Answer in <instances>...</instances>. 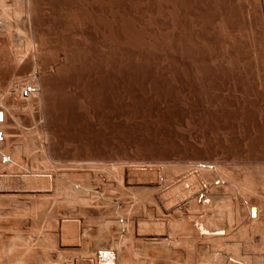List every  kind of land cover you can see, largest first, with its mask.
Here are the masks:
<instances>
[{
  "label": "rangeland",
  "instance_id": "374dc122",
  "mask_svg": "<svg viewBox=\"0 0 264 264\" xmlns=\"http://www.w3.org/2000/svg\"><path fill=\"white\" fill-rule=\"evenodd\" d=\"M31 1L34 8H31L32 15L29 16L30 27L37 43L42 47L39 46L40 53L37 54L41 57L36 56L35 59L28 50V54H25L23 35L16 42L15 37L10 38L11 43L15 42L16 46L22 42L20 48L18 46L20 51L14 48L15 45L12 48L23 51L17 64H9L11 70L12 66L17 67L19 63L18 72L10 73L7 77L0 75V174L15 178L23 173V169L35 168V171L47 172V175H43L48 176L52 170L50 173L56 171L68 183H88L95 194L88 198L91 201H87V205L77 204L83 209L74 205L75 199L71 200L72 205H65L64 201V208L60 207V211L55 212L61 214L59 216L46 212L42 220L37 221L36 213L31 212V215L35 214V219L30 215L28 223L21 224L18 231L5 225L6 217L2 218L0 215V231L3 230L0 233V244L17 245L30 235L33 237H30L29 242L35 245L39 241L35 239L39 237V229L44 233L45 237L41 238L47 243L43 242L47 247L46 251L50 250L48 255H51L48 257L44 250L43 258L52 257L53 264H112L117 260H111L113 258L110 259L109 253L106 257L105 251L111 254L112 250V253L118 250L119 253L123 247L131 260L135 258L133 262L129 259L131 264H175V258H172L175 257L172 252L174 248L171 249L170 244L163 248L165 244H155L148 239V234L153 233H144L145 239H142L139 234L138 237L135 236V230H132L136 228L138 220L141 224L145 223V226H152L156 223L155 219L168 220L170 217L175 218L176 212L179 213L175 208L165 215L164 212L155 210L153 202L149 203L154 191L148 186L153 184L155 174L159 172L162 182H168L184 172L187 175L197 169L195 174H203L199 179H203L202 182L206 184H216L221 180L220 192L225 191L223 194H227V197L224 195L225 205L221 203L224 214L231 211L230 214L234 215L236 212L246 223V208L258 204L261 215H264V163H259L264 162V0ZM14 21H0V34L3 35L6 30L18 32L17 27H12L11 22L14 24ZM5 37L7 34L0 37V50L10 44L9 37ZM0 62L3 61L0 59ZM1 63L0 66H3ZM25 84H33L39 89L35 98L28 100L29 102L23 101L22 105L17 92L10 93L8 85L12 87L11 90H18ZM120 174L126 178L120 180ZM246 174L249 177H246V181L250 182L248 184L241 181L246 179ZM259 184H262L261 187ZM244 185L246 186L243 187ZM246 191H249V195ZM232 196L233 199L237 198L234 203L235 199H230ZM201 198L202 195L199 196ZM236 202L237 206L233 205ZM8 203L9 201L6 203L8 206L4 204L0 208V213L10 211L12 206ZM68 206H75L74 210H70L72 207L68 209ZM3 207L4 211L1 210ZM193 207V213L194 209H203L199 205ZM198 211L195 214L198 215ZM61 212L66 217L73 212V217L70 215L65 218L69 222H74L71 220L74 218L79 223L77 229L80 234L78 233L77 241L82 242L81 244H73L69 237L63 243L56 239L55 223L64 218ZM190 215L191 212L188 216ZM63 218L62 220L67 221ZM197 219L194 218L193 222ZM108 220L119 223L106 224V230L102 224L109 223ZM127 222L133 227H128ZM146 222L152 224L146 225ZM41 225L43 229H40ZM66 228L68 231L73 230L71 227L68 229L69 226ZM115 230L121 233H116ZM128 231L133 232L129 235ZM131 235V239H135L132 240L133 243L129 240ZM239 235L238 238L243 236L242 233ZM7 238L12 242H7ZM42 239L40 242L44 241ZM146 239L154 243L151 245ZM233 240L232 237L214 240L210 247H214L216 253L222 252L220 255H224L223 252H231L230 242ZM148 243L151 246L154 244V248ZM101 245L106 246L99 247V253L93 255ZM111 245L113 247L110 248ZM159 245L163 246L160 248L165 252L159 249ZM2 247L0 245V249ZM5 247L1 249L4 254L7 251ZM132 248L138 249V253ZM190 248L187 246V250L183 251L190 255L187 253ZM154 249L162 254H158L159 251L156 253ZM191 250L194 251H191L192 254L201 255L200 264H208L209 261V264H221L219 258H207L209 251L199 253L193 247ZM117 252L114 253L118 256L120 253ZM2 254L0 264H15L10 258L7 259V253L6 257ZM130 254L134 256L131 258ZM86 255L88 256L85 258ZM96 255L106 257L108 261L104 262V258L99 257L101 262H98L97 257H94ZM229 255L228 257L232 256L231 253ZM118 257L120 260L122 256ZM122 261L118 264L125 262L123 257Z\"/></svg>",
  "mask_w": 264,
  "mask_h": 264
},
{
  "label": "bare ground",
  "instance_id": "6f19581e",
  "mask_svg": "<svg viewBox=\"0 0 264 264\" xmlns=\"http://www.w3.org/2000/svg\"><path fill=\"white\" fill-rule=\"evenodd\" d=\"M35 1V0H34ZM36 2V1H35ZM36 4V3H35ZM41 4V3H40ZM36 6V5H35ZM13 7V8H12ZM33 6H32V1L31 0H0V21H4V20H6V21H12L13 19L15 20L14 21V24H13V22H11L12 23V27L14 28V27H17V29H18V32L17 31H13V32H11V31H8V30H6V31H4V33H3V31L1 32V33H3V35H1L0 34V37L1 36H5L6 34H7V37H9V40H10V38L12 37V39L14 38V41L20 36V35H23V42H24V44H23V46H25L24 48L26 49V53H25V51H24V53L25 54H28V52H27V50L28 51H31V55H32V57H36V56H38L37 54L38 53H40L39 51H40V45L37 43V41H36V38H35V35H34V33L31 31V24H30V18H29V16H31L32 14V12H31V8H32ZM10 8H12V10L10 9ZM34 8V7H33ZM40 8V7H39ZM32 10H34V9H32ZM37 10V9H36ZM39 12V11H38ZM36 13V12H35ZM31 14V15H30ZM37 14V13H36ZM39 14V13H38ZM34 16V15H33ZM37 16V15H36ZM16 18H17V20H16ZM39 20V19H38ZM38 22V21H37ZM26 28H25V27ZM36 26V25H35ZM40 26V25H39ZM37 27V26H36ZM47 27V26H46ZM33 29H35V28H33ZM39 29V28H38ZM5 32H6V34H5ZM5 34V35H4ZM8 34H10L9 36H8ZM35 34H36V32H35ZM38 35V34H37ZM45 35V34H44ZM7 37H5L6 39H8ZM4 38V39H5ZM9 40H7V41H9ZM11 41L12 40H10L9 42H10V44H12V46L9 44L7 47H2V49L0 50V59L3 61L2 63H3V66L1 67L0 66V75L2 76V77H7V76H9V74L10 73H15V72H18V66H19V63H18V66L17 67H15V66H12L11 67V70H10V66H9V64L10 63H12V65H13V63H16L17 64V62H19V57H20V54H21V52L23 51L22 49V51L21 52H19L20 51V46L22 45V42L18 45L17 43V45L19 46V48H18V46H16L15 45V42L14 43H11ZM43 41V40H42ZM41 41V42H42ZM3 42V41H2ZM40 42V43H41ZM45 42V41H44ZM43 43V42H42ZM41 43V44H42ZM45 45H46V42L44 43ZM15 45V47L14 48H16V49H19V51H16V50H14L12 47ZM2 46V45H1ZM4 46H6L5 44H4ZM40 46V47H39ZM23 48V49H24ZM42 48V47H41ZM24 49V50H25ZM43 52V51H42ZM46 52V51H45ZM54 52V51H53ZM59 52V51H58ZM2 53V54H1ZM23 53V54H24ZM30 53V52H29ZM22 54V57H24V55ZM54 55V54H53ZM39 57V56H38ZM41 57V56H40ZM39 57V58H40ZM53 57H55V56H53ZM56 58V57H55ZM17 59H18V61H17ZM24 59V58H23ZM25 59H26V57H25ZM36 59V58H35ZM38 60V59H37ZM16 61V62H15ZM34 61V60H33ZM36 61V60H35ZM37 62V61H36ZM1 63V62H0ZM1 63V64H2ZM20 63H21V61H20ZM33 63V62H32ZM40 63H43V62H40ZM47 63V62H46ZM16 64H14V65H16ZM26 64V63H25ZM53 64H54V62H53ZM24 65V64H23ZM33 65V64H32ZM35 65V64H34ZM33 65V66H34ZM48 65H50V64H48ZM55 65V64H54ZM53 65V66H54ZM32 66V67H33ZM41 66V65H40ZM45 66H46V64H45ZM53 66H51V67H53ZM32 67L30 68V69H32ZM37 67H38V69L40 68L39 66H38V63H37ZM36 66H35V68H37ZM43 68H44V66H42ZM47 67V66H46ZM48 68V67H47ZM37 69V70H38ZM23 70V69H22ZM33 70V69H32ZM34 70H36V69H34ZM33 70V71H34ZM40 70V69H39ZM41 71H43V69H41ZM23 72V71H22ZM32 73V72H31ZM37 73V72H36ZM12 74V75H13ZM34 74V73H33ZM36 75V74H35ZM37 75H38V73H37ZM40 75V74H39ZM29 76H31V75H29ZM15 77V76H14ZM33 77V76H32ZM31 77V78H32ZM35 77V76H34ZM15 79V78H14ZM25 80V79H24ZM29 80V79H28ZM2 81V80H1ZM9 81V80H8ZM11 81V80H10ZM13 81V80H12ZM32 81V80H31ZM24 82V81H23ZM8 83V82H7ZM18 84V83H17ZM15 85V84H14ZM19 86V85H18ZM17 86V87H18ZM11 86L10 85H8V89H9V92L11 93V92H13V91H15L14 92V94L17 92L16 90H17V88L15 89V88H13V89H15V90H11ZM8 89H7V91H8ZM39 89V88H38ZM6 94H7V92H5ZM9 93V94H10ZM5 95V94H4ZM16 95H18V94H16ZM41 95V94H40ZM1 97V96H0ZM9 98H10V96H9ZM39 98V97H38ZM5 99H7V96L5 97ZM19 99V98H18ZM17 101V100H16ZM20 101V100H19ZM30 101V100H29ZM28 101V102H29ZM23 103V101H20L19 103L20 104H22ZM25 102V101H24ZM27 102V101H26ZM18 103V104H19ZM36 103V102H35ZM22 105H24V103L22 104ZM29 105V104H28ZM30 107V106H29ZM41 107V106H40ZM6 108V107H5ZM8 108V107H7ZM12 108V107H11ZM22 108V107H21ZM0 109H1V107H0ZM13 109V108H12ZM15 109V108H14ZM31 109V108H30ZM37 109H39V108H37ZM8 110V109H7ZM17 110V109H16ZM19 110V109H18ZM33 110V109H32ZM5 111V110H4ZM3 111V112H4ZM26 111H28V110H26ZM6 112V111H5ZM32 112V111H31ZM23 113V112H22ZM42 113V112H41ZM29 114V113H28ZM32 114V113H31ZM4 115V114H3ZM42 116V115H41ZM0 118H1V116H0ZM13 120H14V118H13ZM3 121H4V119H3ZM15 121V120H14ZM21 128V127H20ZM23 129V128H22ZM4 136V135H3ZM6 136V135H5ZM25 144V143H24ZM42 144V143H41ZM22 147V146H21ZM43 149V148H42ZM43 151V150H42ZM45 153V152H44ZM249 162V161H248ZM247 162V163H248ZM253 162V161H252ZM251 162V163H252ZM244 163V162H243ZM259 163H264V162H259ZM245 164V163H244ZM252 164H254V163H252ZM258 164V163H257ZM13 165V164H12ZM15 165V164H14ZM19 165V164H18ZM243 165V164H242ZM246 165V164H245ZM259 165V164H258ZM7 166V165H6ZM147 166V165H146ZM257 166V165H256ZM255 166V167H256ZM1 167V166H0ZM3 167V166H2ZM13 167V166H12ZM20 168H21V166H19ZM6 168V167H5ZM10 168V167H9ZM16 168V167H15ZM129 168V167H128ZM131 168V167H130ZM253 168V167H252ZM261 168V167H260ZM1 169V168H0ZM3 169H4V167H3ZM17 169H19L18 167H17ZM126 169V168H125ZM134 169V168H133ZM147 169V168H146ZM8 170V169H7ZM9 170H11V169H9ZM24 170V171H23ZM22 171H23V173L18 177H15V178H13L12 176H11V178L10 177H8V176H6V175H2V174H0V208L2 207V206H8L6 203L9 201V203L8 204H10L11 203V206L12 207H10L11 209H10V211L9 212H2V211H4L3 209H4V207L1 209L2 211V213H0V215H2L3 217L2 218H4V217H6V218H4L6 221L7 220H9L8 222H6L5 220H3V221H5L4 222V224L5 225H10L11 226V228L13 227V228H16V230L17 229H19V227H21V224H26V223H28V221L30 220L29 219V217H30V215H31V212L33 213V212H35L36 213V216H37V221L38 220H42V218H43V214L44 213H46V212H50L51 214H55V216L56 215H58V214H56L57 213V210L58 211H60V207L62 208H64V206H62V204L64 205V201L66 202L65 203V205H72L73 204V199H75V202L76 203H74V205L76 204H88V202H90L91 200H89L88 201V198L90 199L91 197L90 196H93L95 193H94V190H93V188L92 187H90V185H88V183H86V185L85 184H81V185H75V184H73V183H68V181L66 182L65 180L66 179H64V177H62V176H60L56 171L55 172H51L50 173V171H52V170H50L49 171V174H48V176H45V175H43V174H46L47 172H39V170L38 171H35V168H34V170L33 169H23ZM137 170V169H136ZM153 170V169H152ZM248 170V169H247ZM260 170V169H259ZM3 171V170H2ZM4 171H5V169H4ZM12 171V170H11ZM18 171V170H17ZM16 171V172H17ZM20 171V170H19ZM45 171V170H44ZM166 171V170H165ZM188 171H190V170H188ZM187 171V172H188ZM196 171H198L197 169H196ZM195 171V172H196ZM251 171V170H250ZM195 172L193 171V172H188L187 173V175L185 174L186 172H184L182 175H180V176H177V177H174V178H172V179H170L168 182H162V180H161V173L159 172V173H156L155 174V181L153 182V184H151L150 186H148V187H150V188H152L151 189V191H154L153 193H151V196H152V194H154V196H152L151 197V199H152V201H150L149 203H151V202H153V205H155V210L156 211H158V212H164V214L166 213L167 215L169 214V212H171L173 209H175V208H177V210L179 211V213L178 212H176L175 213V215L174 216H176L175 218H172V217H170V219H168V220H165V219H155L156 220V223L154 222V221H152V222H154L155 224H152V222H150L149 224H152V226L151 225H149L147 222V224L146 225H149V226H145L144 224L145 223H143L144 221H142V223L143 224H141V222H140V220H138V222H136V228H132V230L134 229L135 230V236H137L138 234L140 235V236H144V233H145V235H146V232H150V233H153V235L151 234H148L149 236V240H153L154 242H155V244L156 243H160L161 245H163V244H170V248L171 247H173L174 248V251H172L171 249H173V248H169L168 247V249L170 250V251H172L173 252V256H175V257H172V258H175V261H174V263L175 264H200V261H199V259H200V256H198V255H194V254H192V252H194V251H192L191 249H192V247H193V249H196L197 251H200L199 253H201V252H203V251H206V252H208L209 251V253H207L208 255H207V258L210 260V259H217L218 260V258H219V261H220V263L221 264H264V215L262 216L261 215V208L258 206V204H257V206H256V204L255 205H249L246 209H247V213L244 211V210H246L245 209V207L243 208L244 210H243V212H245V214H246V223H244L245 222V220H243L242 221V216L240 217L239 215H238V213H236L235 212V214L234 215H232V214H230V212H229V214H227V213H223V210L222 209H224V207H222V204L223 205H225V203H223L224 202V199H225V196L224 195H226V197H227V194H223V193H221L220 192V187H221V180H220V182L219 181H217V185L215 184V182H213V180H212V182L213 183H210V184H206L204 181L202 182V180L203 179H199V177L201 176V175H203V174H201V175H197V174H195ZM254 172V171H253ZM259 172V171H258ZM116 173V172H115ZM121 173V172H120ZM197 173V172H196ZM6 174V173H5ZM123 175H124V173H122ZM122 174H120L121 176H119V177H122V178H120V180H122V179H124L123 177H125V176H123ZM185 174V175H184ZM223 174V173H222ZM227 174H228V172H227ZM227 174H225V175H227ZM7 175H9V174H7ZM47 175V174H46ZM255 175V174H254ZM260 175H262V174H260ZM14 176V175H13ZM85 176V175H84ZM235 176V175H234ZM242 176V175H241ZM245 176V178L248 176L247 174L246 175H244ZM256 176V175H255ZM264 176V175H263ZM8 177V178H7ZM222 177V176H221ZM225 177V176H224ZM233 177V176H232ZM239 177V176H238ZM237 177V178H238ZM254 177V176H253ZM99 178V177H98ZM110 178H111V176H110ZM126 178V177H125ZM163 178V177H162ZM170 178V177H169ZM168 178V179H169ZM204 178V177H203ZM223 178V177H222ZM229 178H231V175L229 176ZM235 179H236V177H234ZM243 178V177H242ZM247 178H249V177H247ZM247 178L246 179H244V180H242L241 179V181H243L244 183L245 182H247V184H248V182H249V180L248 181H246L247 180ZM257 178V177H256ZM262 178H264V177H262ZM221 179V178H220ZM225 179V178H224ZM233 179V178H232ZM231 179V180H232ZM235 179H234V181H235ZM67 180H70V179H67ZM79 180V179H78ZM77 180V181H78ZM112 181H113V179H111ZM110 180V181H111ZM119 180V179H118ZM120 180H119V183H121L120 182ZM132 180V179H131ZM210 180V181H211ZM237 180V179H236ZM255 180V179H254ZM258 180V179H257ZM83 181V180H82ZM85 181H87L86 179H85ZM108 181H109V177H108ZM123 181H125V180H123ZM122 181V182H123ZM164 181V180H163ZM166 181V180H165ZM210 181H208V182H210ZM223 181V180H222ZM238 181L240 182V180L238 179ZM251 181V180H250ZM256 181V180H255ZM80 182V181H79ZM89 182V181H88ZM225 182V181H224ZM233 182V181H232ZM75 183V182H74ZM85 183V182H84ZM235 183H236V181H235ZM242 183V182H241ZM244 183H242V184H244ZM250 183V182H249ZM251 183H252V181H251ZM89 184H91V183H89ZM111 184V182L109 183V185ZM234 184V183H233ZM238 184V183H237ZM240 184V183H239ZM246 184V183H245ZM257 184H258V182H257ZM136 185V184H135ZM148 185V184H147ZM226 185V184H225ZM253 185V184H252ZM251 185V186H252ZM260 185V184H259ZM262 185V184H261ZM261 185H260V187H261ZM112 186V185H111ZM121 186V185H120ZM223 186V185H222ZM227 186V185H226ZM234 186H236V185H234ZM246 185H244L243 187H245ZM254 186H255V182H254ZM225 187V186H224ZM247 187H250V185H247ZM246 187V188H247ZM139 188V187H138ZM144 188H145V186H144ZM237 188V187H236ZM251 188V187H250ZM250 188H249V190H250ZM258 188V187H257ZM256 188V189H257ZM264 188V187H263ZM262 188V189H263ZM234 189V188H233ZM232 189V190H233ZM240 189V188H239ZM245 189V188H244ZM254 189V188H253ZM255 189V190H256ZM261 189V188H260ZM261 189V190H262ZM109 190V189H108ZM145 190H146V188H145ZM230 190V189H229ZM252 190V189H251ZM254 190V191H255ZM97 191V190H96ZM228 191V190H227ZM235 191H238L237 189L235 190ZM244 190H242V192H243ZM125 192V191H124ZM147 192V191H146ZM229 192H231V191H229ZM228 192V193H229ZM245 192V191H244ZM247 192V191H246ZM249 192V191H248ZM247 192V193H248ZM251 192H253V191H251ZM143 193V192H142ZM227 193V192H226ZM233 193V192H232ZM232 193H229V194H232ZM96 194H98V193H96ZM126 194V193H125ZM141 194V193H140ZM233 194H235V193H233ZM232 194V195H233ZM244 194V193H243ZM242 194V195H243ZM246 194V193H245ZM255 194V193H254ZM144 195V194H143ZM202 195V198L201 199H199V196H201ZM239 195H240V193H239ZM247 195H249V193L247 194ZM253 195V194H252ZM251 195V196H252ZM258 194L256 193V196H257ZM237 197H239L238 195H236ZM254 196V195H253ZM233 197L234 196H232V197H230V199H232V200H234L233 199ZM93 198V197H92ZM97 198V197H96ZM257 198V197H256ZM133 199V198H132ZM142 199V198H141ZM237 199V198H236ZM236 199L233 201V203L236 201ZM241 199V198H240ZM71 200H73L72 202H71ZM150 200V199H149ZM228 200V199H227ZM260 200V199H259ZM88 201V202H87ZM240 201H242V200H240ZM247 201V200H246ZM253 201V200H252ZM13 202V203H12ZM93 202V201H92ZM231 202V201H230ZM248 202V201H247ZM255 202V201H254ZM253 202V203H254ZM259 202V201H258ZM68 203V204H67ZM70 203V204H69ZM112 203V202H111ZM148 203V205L149 206H151V207H154L153 205H151V204H149ZM222 203V204H221ZM229 203V202H228ZM239 203V202H238ZM242 203H243V201H242ZM259 203H261V202H259ZM262 203H264V202H262ZM5 204V205H4ZM86 204V205H87ZM91 204V203H90ZM113 205H116L115 203H112ZM203 205V206H201V205ZM220 204H221V207H220ZM197 205H199V207L201 206V207H203V209L201 208V210L203 211V214H201V212L202 211H198V209H194V213L192 212L193 211V206H197ZM228 205V204H227ZM233 205H236L237 206V202H236V204H233ZM245 205H247V204H245ZM260 205V204H259ZM262 205H264V204H262ZM85 206V205H84ZM89 206V205H88ZM88 206L87 207H85V208H88ZM99 206V205H98ZM148 206V207H149ZM70 207H75V206H70ZM70 207L68 206V209H70ZM77 207H80L81 208V206L79 205H77ZM115 207V206H114ZM120 207V206H119ZM150 207V208H151ZM193 207V208H192ZM199 207H196V208H199ZM229 207V206H228ZM230 207H232V206H230ZM234 207V206H233ZM264 207V206H263ZM9 208V207H8ZM62 208V209H63ZM70 209V210H74V208L73 209ZM79 208V209H80ZM93 208V207H92ZM98 208V207H97ZM149 208V209H150ZM222 208V209H221ZM235 208V207H234ZM234 208H233V210H234ZM242 208V207H241ZM240 208V209H241ZM252 208H254V215H251V209ZM61 209V210H62ZM81 209H83V208H81ZM115 209H116V207H115ZM154 209V208H153ZM226 209V208H225ZM235 209H237V208H235ZM239 209V208H238ZM264 209V208H263ZM78 210V209H77ZM86 210V209H85ZM98 210V209H97ZM148 210V209H147ZM152 210V209H151ZM228 210V209H227ZM230 210V209H229ZM119 211V210H118ZM117 211V212H118ZM189 211V212H188ZM195 211L197 212L198 211V215H200L199 217H198V215L197 214H195ZM263 211V210H262ZM56 212V213H55ZM65 212V211H64ZM74 212V211H73ZM73 212L70 214L69 212H67V214L69 213L70 215H71V217H73L72 216V214H73ZM83 212H84V210H83ZM86 212V211H85ZM131 212V211H130ZM145 212H148V211H145ZM158 212H156V213H158ZM188 212V213H187ZM190 212H191V215L190 216H188V214H190ZM199 212H200V214H199ZM232 212H234V211H232ZM59 213V212H58ZM61 213H63V212H61ZM111 213V212H110ZM152 213H154L153 211L151 212V214ZM156 213H155V216H156ZM179 215H178V214ZM187 213V214H186ZM47 214V213H46ZM50 214V215H51ZM65 213H63L62 215H64ZM74 214H76V213H74ZM79 214V213H78ZM101 214V213H100ZM143 214H144V212H143ZM165 214V215H166ZM33 215V216H32ZM31 216L32 217H34V219H35V214H32ZM59 215H61V214H59ZM58 215V216H59ZM66 215V214H65ZM64 215V218L66 217ZM70 215H68V216H70ZM110 215V214H109ZM149 215V214H148ZM147 215V216H148ZM153 215V214H152ZM197 215V217H195ZM57 216V217H58ZM68 216L66 217V218H68ZM106 216V215H105ZM108 216V215H107ZM118 216V215H117ZM146 216V217H147ZM162 216V215H161ZM160 216V217H161ZM45 217H47V215L45 216ZM98 217V216H97ZM143 217V216H142ZM166 217V216H165ZM9 218V219H8ZM63 218V217H62ZM62 218H61V221H57V220H55V221H57L55 224V232H56V236H57V238L56 239H59V241L61 242V243H63V240L65 239V238H68L69 237V241H73L72 243L73 244H75V242H78L77 240H79L78 239V235L80 234L79 232H78V222H75V220L76 219H71L70 217V219L71 220H74V222H69L66 218V220L67 221H64V220H62ZM63 218V219H64ZM113 218V217H112ZM117 218V217H116ZM148 218V217H147ZM194 218L196 219V218H198L196 221H194L193 222V220H194ZM29 219V220H28ZM33 219V220H34ZM57 219V218H56ZM90 219V218H89ZM94 219V218H93ZM101 219H102V217H101ZM120 219V218H119ZM118 219V220H119ZM153 219V218H152ZM244 219V218H243ZM0 220H2L1 218H0ZM22 220H23V222H22ZM31 220H32V218H31ZM136 220V219H135ZM51 221H52V219H51ZM77 221V220H76ZM92 221V220H91ZM94 221V220H93ZM109 221V220H108ZM117 221V220H116ZM1 222V221H0ZM22 222V223H21ZM125 222V221H124ZM131 222V221H130ZM48 223H50V220H49V222ZM78 223V224H77ZM91 223V222H90ZM94 223V222H93ZM110 223L113 225V224H117V223H119V222H110L109 221V223H106V222H104V224H102V227L103 228H105L106 230H108L107 229V225L109 224L110 225ZM132 224H133V222H131ZM3 224V223H2ZM33 224V223H32ZM107 224V225H106ZM124 224V223H123ZM43 225H45V224H43ZM50 225V224H49ZM93 225V224H92ZM95 225V224H94ZM100 225V224H99ZM118 225V224H117ZM127 225H129L128 227H130L131 226V224H129V222H127ZM135 225V224H134ZM1 226V225H0ZM26 226V225H25ZM51 226V225H50ZM69 226V228L68 229H70V227L73 229L72 231L71 230H67V228L66 227H68ZM96 226H98V225H96ZM115 226V225H114ZM2 227V226H1ZM0 227V228H1ZM35 227V226H34ZM33 227V228H34ZM49 227V226H48ZM111 227H113V226H111ZM110 227V228H111ZM117 227H119V226H117ZM127 227V228H128ZM131 227H133V225L131 226ZM130 227V228H131ZM147 227V228H146ZM23 228V227H22ZM40 228V227H39ZM50 228V227H49ZM100 228V227H99ZM120 228H122L121 226H120ZM120 228H117V230L118 229H120ZM36 229V228H35ZM40 229H43L42 228V225H41V228ZM48 229V228H47ZM54 229V228H53ZM104 229V230H105ZM2 230V229H1ZM9 230V229H8ZM7 230V231H8ZM34 230V229H33ZM45 230V229H44ZM43 230V231H44ZM79 230H80V228H79ZM103 230V229H102ZM128 230V229H127ZM11 231V230H10ZM15 231V230H14ZM18 231V230H17ZM42 231V230H41ZM41 231H39V229H38V233H37V235L40 237H37V238H35L36 240H39L38 242H36V244L37 243H40V244H37L38 246H36V248L34 247L35 245L33 244H31V242H29V241H31L30 240V235H27L28 236V238L26 239H23L22 240V238H20V237H18V239H20V240H22V242H18L17 243V245H11V246H9V245H7V246H9V247H7L6 245V247L3 245V244H0L1 245V247L3 246V247H5L4 249L6 250V248H7V251H6V253L8 254V257H7V259L8 258H10L11 259V261H12V263H15V264H43V263H45V264H51L52 263V257H51V259L49 258V259H47V258H43V256H44V250H45V254H49L50 252H48V251H50V250H48V251H46L47 250V247H45L44 246V244L46 243L45 242V240H44V238L42 239L41 237H45L43 234H42V232ZM51 231V230H50ZM82 231V230H81ZM100 231V230H99ZM1 232H3V230L2 231H0V233ZM45 232V231H44ZM47 232V231H46ZM84 232V231H83ZM91 232V231H90ZM102 233H103V231H101ZM108 232V231H107ZM114 232H120V231H114ZM130 231H128L127 233H129ZM133 232V231H132ZM132 232H130L129 233V235L132 233ZM205 232H207L208 234L206 235V233ZM4 233H5V231H4ZM8 233V232H7ZM79 233V234H78ZM82 233V232H81ZM100 233V232H99ZM115 233V234H116ZM121 233V232H120ZM241 233H242V237L240 236L241 235ZM3 234V233H2ZM14 234V233H13ZM24 234V233H23ZM48 234V233H47ZM87 234V233H86ZM101 234V233H100ZM104 234V233H103ZM113 234V233H112ZM126 234V233H125ZM240 234V235H239ZM18 235H20V233L18 234ZM26 235V234H25ZM41 235H43V236H41ZM45 235H46V233H45ZM82 235L84 236V233H82ZM81 235V236H82ZM90 235V234H89ZM110 235V234H109ZM138 235V236H139ZM238 235L240 236L239 238H242V239H239L238 238ZM47 236V235H46ZM52 236H54V235H52ZM101 236V235H100ZM112 236V235H111ZM116 236V235H115ZM127 236V235H126ZM125 236V237H126ZM134 236V237H135ZM137 236V237H138ZM24 237H26V236H24ZM33 237V236H32ZM32 237H31V239H32ZM49 237V236H48ZM96 237V236H95ZM106 237H109V236H106ZM123 237V236H122ZM125 237H123V238H125ZM133 237V235H131L130 237H129V240L131 239ZM234 238V240L232 241V242H230L231 244H230V246H231V248L230 249H232L231 250V254H232V256L231 257H228V255L230 254L229 252L228 253H226V252H223L224 253V255L222 254V255H220L221 253H216V251L214 250V247L212 248V246L210 247V243L211 242H213L214 240H216V241H218V240H224L225 238L227 239V238ZM5 238V237H4ZM11 238V237H10ZM39 238V239H38ZM83 238V237H82ZM84 238H86V237H84ZM88 238H89V236H88ZM113 238V237H112ZM117 238H119L120 239V237H117ZM141 238V237H140ZM157 241H155L154 239ZM6 239V238H5ZM13 239V238H12ZM44 240V241H41L40 242V240ZM55 239V236H54V240H56ZM72 239V240H71ZM81 239V238H80ZM111 239V238H110ZM118 239V240H119ZM125 239H127V238H125ZM138 239V238H137ZM142 239H145V237H143ZM148 239H146L148 242H149V240ZM82 240V239H81ZM92 240V239H91ZM105 240V239H104ZM113 240V239H112ZM115 240V239H114ZM117 240V241H118ZM122 240V239H121ZM132 240H135L134 238L133 239H131V243H133V241ZM1 241V240H0ZM10 241V243L12 242L11 240H9ZM8 241V238H7V242H9ZM19 241V240H18ZM53 241V240H52ZM65 241H67V239L65 240ZM64 241V242H65ZM89 241V240H88ZM97 241V240H96ZM152 241V242H153ZM43 242H45V243H43ZM48 242H50V241H48ZM80 242V241H79ZM78 242V244H81L82 242H80L79 243ZM86 242V241H85ZM90 242V241H89ZM106 242V241H105ZM109 242V241H108ZM116 242V241H115ZM115 242H114V244H115ZM130 242V241H129ZM128 242V243H129ZM140 242V241H139ZM143 242V241H142ZM151 242V241H150ZM149 242V243H150ZM152 242L150 243L151 245H152ZM153 242V243H154ZM228 242V241H227ZM6 243V242H5ZM9 243V244H10ZM16 243V242H15ZM34 243V242H33ZM57 244H58V242H56ZM66 243V242H65ZM71 243V244H72ZM103 243V242H102ZM148 243V244H149ZM220 243V242H219ZM229 243V242H228ZM8 244V243H7ZM47 244V243H46ZM49 244V243H48ZM53 244V243H52ZM77 244V243H76ZM77 244V245H78ZM86 244V243H85ZM88 244V243H87ZM86 244V245H87ZM107 244V243H106ZM110 244H112V241L110 240ZM113 244V245H114ZM134 244H136V243H134ZM146 244H147V242H146ZM145 244V245H146ZM149 244V245H150ZM212 244V243H211ZM224 244H226V243H224ZM51 245V244H50ZM54 245H56L55 244V242H54ZM54 245H52V246H54ZM60 245V244H59ZM68 245V244H67ZM66 245V246H67ZM77 245H75V246H77ZM90 245V244H89ZM104 245V244H103ZM103 245H101V246H98V248H96V251H95V253H93V255L94 254H96V252L97 253H99L98 251V249H100L99 247H102ZM120 245V244H119ZM130 245V244H129ZM150 245V246H151ZM163 245V246H160L159 245V249L161 250V251H163V252H165L162 248H160V247H163V248H165V247H167L168 245ZM172 245V246H171ZM216 245V244H215ZM214 245V246H215ZM221 245V244H220ZM229 245V244H228ZM47 246V245H46ZM58 246V245H57ZM57 246H55V247H57ZM73 246V245H72ZM106 246V245H105ZM105 246H103V247H105ZM108 246H109V244H108ZM117 246V245H116ZM115 246V249L117 250V247ZM121 247H122V245H120ZM147 246V245H146ZM175 246V247H174ZM187 246H189V247H191L190 248V251H188L187 253H190V255H188V254H186V251H183V250H187ZM229 246V247H230ZM2 247V248H3ZM51 246H49L48 248H50ZM55 247H53V248H55ZM64 247V246H63ZM88 247V246H87ZM87 247H85V248H87ZM93 247V246H92ZM102 247V248H103ZM111 247H113L112 245L110 246V248ZM126 247V246H125ZM148 247V246H147ZM154 248V244H153V246H151V248ZM156 247H158V244L156 245ZM221 247V246H220ZM223 247H225V245H223ZM1 248V249H2ZM124 248V247H123ZM123 248H121L120 249V247L118 248V249H120L119 250V253L117 252V251H114V252H117L119 255H121L123 258H124V260H125V262L124 263H126V264H131V261L133 260L134 261V259H130V257L126 254V250H123ZM131 248V247H130ZM138 248V247H137ZM186 248V249H185ZM226 248V247H225ZM224 248V249H225ZM0 249V250H1ZM51 249V251H52V248H50ZM62 249V248H61ZM78 249V248H77ZM105 249H107V247L105 248ZM125 249H128L129 250V248H125ZM132 249H134V248H132ZM131 249V250H132ZM141 249V248H140ZM156 249V248H155ZM155 249H154V251H155ZM217 250H218V246H217V248H216ZM224 249H222V250H224ZM57 250V249H56ZM82 251L84 250L83 248L81 249ZM86 250H88V249H86ZM98 250V251H97ZM102 250V249H101ZM112 250V249H111ZM136 250H138V249H134V252L137 254L138 253V251L136 252ZM158 250V249H157ZM221 250V249H220ZM226 250V249H225ZM61 251V250H60ZM68 251V250H67ZM82 251H80V252H82ZM113 251V250H112ZM112 251H111V254H110V252L109 251H107V253H106V251H105V256H106V254L108 255V253H109V257H110V259L111 258H113V259H111V260H117V261H114V263H112V264H118V262L120 263V261H122V257H121V259L119 260V255L117 256V254L116 253H112ZM141 251V250H140ZM147 251V250H146ZM159 251V250H158ZM157 251V252H158ZM168 250H166V252H167ZM170 251H168V253L170 252ZM192 251V252H191ZM228 251H230L229 249H228ZM2 250L0 251V254H2ZM47 252V253H46ZM54 252H55V250H54ZM87 252V251H86ZM156 252V251H155ZM154 252V253H155ZM156 252V253H157ZM206 252H204V254L206 253ZM6 253L4 254V252H3V254H2V256H5L6 255ZM11 253V254H10ZM57 253V252H56ZM55 253V254H56ZM62 253H65V252H62ZM70 253V252H69ZM68 253V254H69ZM74 253V252H73ZM72 252H71V254H73ZM77 253V252H76ZM130 253V252H129ZM131 253H132V251H131ZM143 253H144V251H143ZM168 253H165V254H168ZM226 253V254H225ZM9 254H10V256H9ZM55 254H53V255H55ZM58 254V253H57ZM56 254V255H57ZM61 254V253H60ZM104 254H103V256H104ZM112 254L114 255V256H112ZM133 254V253H132ZM132 254H130L131 255V258L134 256V255H132ZM158 254H162V252L160 253V251L158 252ZM228 254V255H227ZM74 255V254H73ZM72 255V256H73ZM81 255V254H80ZM85 255V254H84ZM89 255V254H88ZM88 255H86L85 256V258L88 256ZM100 255H101V251H100ZM100 255H96V256H94L97 260H98V258L99 257H101ZM111 255V256H110ZM150 255H151V253H150ZM172 255V254H171ZM225 255H227V256H225ZM46 256V255H45ZM51 255H48V257H50ZM60 256V255H59ZM91 256H92V254H91ZM117 256V257H116ZM159 256V255H158ZM204 256V255H203ZM230 256V255H229ZM6 257V256H5ZM47 257V256H46ZM74 257H76V256H74ZM107 257V256H106ZM104 258V257H101V259L102 258H104V262H105V260H107V258ZM140 257V256H139ZM160 257V256H159ZM0 258H3V257H1V255H0ZM81 258V257H80ZM83 258V257H82ZM92 258V257H91ZM114 258H116V259H114ZM118 258V259H117ZM138 258V257H137ZM146 257H144V259H145ZM158 257H155V259H157ZM170 258V257H169ZM168 258V259H169ZM176 258H178V260L176 259ZM4 259H6V258H4ZM56 259V258H55ZM54 259V260H55ZM61 259V258H60ZM72 259V258H71ZM93 259V258H92ZM109 259V258H108ZM129 259L131 260V261H129ZM167 259V258H166ZM95 260V259H94ZM119 260V261H118ZM147 260H149V259H147ZM158 260H159V258H158ZM177 260V261H176ZM10 261V262H11ZM56 261V260H55ZM58 261V260H57ZM61 261V260H60ZM72 261V260H71ZM77 261V260H76ZM108 261V260H107ZM110 261V260H109ZM132 261V262H133ZM151 261V260H150ZM155 261V260H154ZM165 261V260H164ZM171 261H173V259H171ZM171 261H170V263H171ZM1 262L3 263V261L1 260ZM89 262V261H88ZM98 262H101V260L99 259L98 260ZM123 262V261H122ZM157 262V261H156ZM160 262V261H159ZM208 262V261H207ZM211 261H209L208 262V264L210 263ZM216 263H217V261H215ZM214 262V263H215ZM56 263V262H55ZM58 263V262H57ZM79 263V262H78ZM77 263V264H78ZM90 263V262H89ZM95 263H97V261H95ZM108 263V262H107ZM106 263V264H107ZM110 263V262H109ZM123 263V264H124ZM142 263V262H141ZM205 263V262H204ZM7 264V263H6ZM53 264V263H52ZM60 264V263H59ZM72 264V263H71ZM86 264V263H85ZM92 264V263H91ZM100 264H102V262L100 263ZM104 264V263H103ZM111 264V263H110ZM146 264V263H145ZM171 264H173V263H171ZM201 264H203V263H201ZM206 264V263H205Z\"/></svg>",
  "mask_w": 264,
  "mask_h": 264
},
{
  "label": "built area",
  "instance_id": "2783aa9c",
  "mask_svg": "<svg viewBox=\"0 0 264 264\" xmlns=\"http://www.w3.org/2000/svg\"><path fill=\"white\" fill-rule=\"evenodd\" d=\"M17 94L19 100L28 101L37 96L38 88L33 84H25L18 88Z\"/></svg>",
  "mask_w": 264,
  "mask_h": 264
},
{
  "label": "water",
  "instance_id": "95a60500",
  "mask_svg": "<svg viewBox=\"0 0 264 264\" xmlns=\"http://www.w3.org/2000/svg\"><path fill=\"white\" fill-rule=\"evenodd\" d=\"M254 208L251 209V215H254Z\"/></svg>",
  "mask_w": 264,
  "mask_h": 264
}]
</instances>
